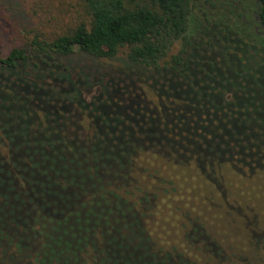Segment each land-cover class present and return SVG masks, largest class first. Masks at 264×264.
Listing matches in <instances>:
<instances>
[{
	"label": "trees",
	"instance_id": "obj_1",
	"mask_svg": "<svg viewBox=\"0 0 264 264\" xmlns=\"http://www.w3.org/2000/svg\"><path fill=\"white\" fill-rule=\"evenodd\" d=\"M83 1L87 20L72 32L0 52V213L12 211L0 215V237L15 230L9 218L22 219L31 241L23 245L34 247L26 258L19 241L0 238V262L202 264L159 246L147 212L125 206L117 191L132 182L142 152L193 163L211 179L225 166L264 172V0L245 7L243 26L192 24L193 0ZM8 8L26 18L19 3ZM121 53L134 81L68 61ZM39 194L67 203L47 205ZM59 232L75 241L59 247ZM46 235L54 240L42 242ZM187 241L206 256L203 264L222 260L223 249L195 221ZM254 241L264 242V232Z\"/></svg>",
	"mask_w": 264,
	"mask_h": 264
},
{
	"label": "rangeland",
	"instance_id": "obj_2",
	"mask_svg": "<svg viewBox=\"0 0 264 264\" xmlns=\"http://www.w3.org/2000/svg\"><path fill=\"white\" fill-rule=\"evenodd\" d=\"M16 2L25 11L26 18L17 19L10 13L8 6ZM253 2L255 0H193L191 23H202V26L211 23L242 25L241 14L246 17V13L250 12L245 9ZM85 20L87 13L83 0H0V52L5 56L14 48H28L35 36L51 41L59 35L72 32ZM178 51L179 45L176 44L170 55ZM125 59L122 53L113 60L76 54L68 61L85 63L103 71L110 69L114 74L132 77ZM138 76L143 77L142 74ZM131 79L134 81L135 75ZM138 84L146 97L156 102L150 82ZM3 146L5 144L1 143L0 133V151L5 153ZM132 176V182L117 192L126 199L125 206L147 212V229L159 246L177 249L199 263H205L207 258L203 252L191 247L187 241V231L195 221L219 246V251L223 249L220 253L222 260L218 264H264V242L254 241L255 232H264V172L243 175L225 166L219 169L217 179H211L193 163L177 164L158 154L142 152L136 157ZM46 186L51 191L55 190L49 183ZM56 194L64 196L59 189ZM38 197L47 205L67 203L65 198L58 195H47L46 200L42 194ZM14 201L21 204L19 200ZM6 212L12 211L9 209ZM6 212L0 215L5 217ZM9 220L16 225L15 230L9 235L2 234L5 237H0L1 240L19 241L22 254L26 258L32 256V244L33 250L23 245H30L31 242L28 238L30 234L23 227L24 221L14 218ZM16 230H21L18 235ZM59 233V247L75 241L67 234ZM195 234L202 238L199 232ZM45 238L41 240L44 243L45 240H54L47 235ZM4 242L2 246H5ZM66 259H69L68 255L64 262ZM9 262L19 264L22 259L10 258ZM215 262L216 259L211 261L213 264Z\"/></svg>",
	"mask_w": 264,
	"mask_h": 264
}]
</instances>
